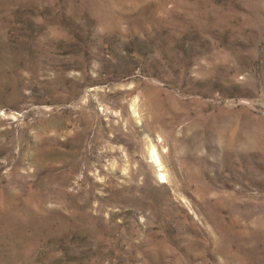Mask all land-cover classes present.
I'll return each instance as SVG.
<instances>
[{
	"label": "rangeland",
	"instance_id": "rangeland-1",
	"mask_svg": "<svg viewBox=\"0 0 264 264\" xmlns=\"http://www.w3.org/2000/svg\"><path fill=\"white\" fill-rule=\"evenodd\" d=\"M0 264H264V0H0Z\"/></svg>",
	"mask_w": 264,
	"mask_h": 264
}]
</instances>
